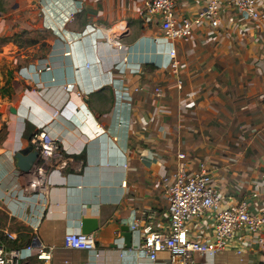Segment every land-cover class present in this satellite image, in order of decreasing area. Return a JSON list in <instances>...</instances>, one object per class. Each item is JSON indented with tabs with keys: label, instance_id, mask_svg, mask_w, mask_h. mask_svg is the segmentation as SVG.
Here are the masks:
<instances>
[{
	"label": "crops",
	"instance_id": "0c3cea01",
	"mask_svg": "<svg viewBox=\"0 0 264 264\" xmlns=\"http://www.w3.org/2000/svg\"><path fill=\"white\" fill-rule=\"evenodd\" d=\"M40 3L48 49L10 72L12 92L0 94V235L9 247H55L51 262L32 255L22 264H169L167 252L152 260L138 249L137 233L127 247L121 228L137 220L169 225L162 175L176 171L179 153L194 167L195 157L205 160L228 202L246 199L251 211L259 209L264 17L226 9L220 26L205 23L193 41L173 43L179 88L169 66L172 42L162 35L160 16L147 14L141 0ZM204 6L177 0V14L193 17ZM92 23L123 25L124 48L106 42ZM42 127L58 139L60 156L37 158L24 170L18 154L29 156L30 134ZM36 179L41 185L34 188ZM190 231L212 238L213 221H193ZM69 232L94 233L102 250L64 248ZM234 244L244 250L242 261L231 247L214 256L196 253L194 264H262L254 235L242 233Z\"/></svg>",
	"mask_w": 264,
	"mask_h": 264
},
{
	"label": "built area",
	"instance_id": "2783aa9c",
	"mask_svg": "<svg viewBox=\"0 0 264 264\" xmlns=\"http://www.w3.org/2000/svg\"><path fill=\"white\" fill-rule=\"evenodd\" d=\"M141 1L147 14L160 16L162 35L172 42L169 50V66L171 72L177 76L179 88L183 86L180 76L181 63L173 43L193 41L197 27L205 23L213 27L220 26L226 9H234L247 19L260 20L264 17L260 0H203L205 6L193 17L178 16L177 0ZM79 11L80 9L72 12L71 18ZM89 26L98 29L109 44L118 49L124 48L122 36L126 29L120 23L109 28L97 23ZM66 88H72V83H68ZM155 93L162 95V88L156 87ZM191 105L193 102L188 104ZM58 113L56 112L55 115ZM97 126L101 127L100 124ZM31 145L39 152L38 159L60 156L58 139L45 127L39 128L33 134ZM187 158L186 153H179L176 171L162 175L169 201V225L159 229L150 220H146L143 224L137 220L130 227L139 237L136 247L148 254L152 260H156L160 253L167 252L169 264H194L196 253L214 256L222 250L233 247L242 261L244 250L241 246L235 245L234 240L242 239V233H245L254 235L264 252V201L257 211L250 210L246 199L235 203L228 202L222 189L215 183L214 174L207 162L195 157L193 161L197 166L194 167ZM32 185L37 188L41 185V179H36ZM256 186L260 185L256 184ZM204 217L212 219L213 235L212 238L199 239L191 234L190 223L200 221ZM7 235L12 237L9 232ZM64 248L98 252L102 250L95 234L84 232L67 233L64 238ZM54 249V246L43 244L35 247L33 243L21 247H9L0 235V264H22L32 255L39 260L51 262ZM68 262L67 260L66 263Z\"/></svg>",
	"mask_w": 264,
	"mask_h": 264
},
{
	"label": "rangeland",
	"instance_id": "374dc122",
	"mask_svg": "<svg viewBox=\"0 0 264 264\" xmlns=\"http://www.w3.org/2000/svg\"><path fill=\"white\" fill-rule=\"evenodd\" d=\"M40 0H0V77L46 53L50 34L41 22Z\"/></svg>",
	"mask_w": 264,
	"mask_h": 264
},
{
	"label": "water",
	"instance_id": "95a60500",
	"mask_svg": "<svg viewBox=\"0 0 264 264\" xmlns=\"http://www.w3.org/2000/svg\"><path fill=\"white\" fill-rule=\"evenodd\" d=\"M15 109L13 108V111ZM39 156V152L34 149V147L30 146L29 156L26 157L22 154H18V157L20 159L19 165L24 170H29L32 165L35 163ZM122 237L124 239V243L127 247H131L133 245V237L134 232L131 230L130 225H124L122 228Z\"/></svg>",
	"mask_w": 264,
	"mask_h": 264
},
{
	"label": "trees",
	"instance_id": "16d2710c",
	"mask_svg": "<svg viewBox=\"0 0 264 264\" xmlns=\"http://www.w3.org/2000/svg\"><path fill=\"white\" fill-rule=\"evenodd\" d=\"M12 92V84H11V73L9 75V78L6 80L5 84L3 86H0V94L2 96H5L7 94H11ZM34 133L30 134V138L33 136Z\"/></svg>",
	"mask_w": 264,
	"mask_h": 264
}]
</instances>
